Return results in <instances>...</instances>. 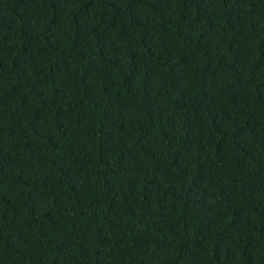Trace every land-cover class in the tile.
I'll use <instances>...</instances> for the list:
<instances>
[{"label":"trees","instance_id":"16d2710c","mask_svg":"<svg viewBox=\"0 0 264 264\" xmlns=\"http://www.w3.org/2000/svg\"><path fill=\"white\" fill-rule=\"evenodd\" d=\"M0 264H264V0H0Z\"/></svg>","mask_w":264,"mask_h":264}]
</instances>
